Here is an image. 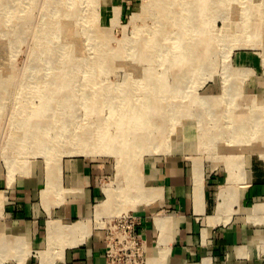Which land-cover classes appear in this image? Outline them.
Returning a JSON list of instances; mask_svg holds the SVG:
<instances>
[{
	"label": "bare ground",
	"instance_id": "bare-ground-1",
	"mask_svg": "<svg viewBox=\"0 0 264 264\" xmlns=\"http://www.w3.org/2000/svg\"><path fill=\"white\" fill-rule=\"evenodd\" d=\"M27 1L36 6L38 0ZM85 2L96 7L98 1L49 0L43 6L39 31H46V43L36 44V60L23 76L30 82L26 95L40 102L34 106L31 103L32 107L25 104L17 116V129L26 141L39 149L49 148L52 153L60 152L58 145L69 141V148L64 144L67 151H78L87 157L117 155L124 160L139 155L145 147H154L156 151L164 146L165 140L171 148L179 146L186 137L190 142L196 141L197 147L210 141L215 154L224 155L226 163L231 164L228 185L237 180L236 152L242 150L244 156L245 149L256 148L264 155V146L254 140L253 134L258 129L264 104L256 101L253 115L240 119L230 118L233 111L228 105L222 106L223 101L228 102V98L237 94V85L232 87L236 81L224 80V92L217 98L190 95L193 80L217 64L218 49L224 39L207 35L210 20L207 14L227 11L229 6L233 10L236 4L242 7L245 5L242 0H154L152 6L167 10L171 31L156 32L146 24L134 34L135 38L114 50L106 45L109 36L101 31L95 10L89 16L83 8ZM20 6L21 0H4L0 21V67L4 70L25 34L26 18L18 17L23 5ZM172 7L177 13L168 12ZM71 8L72 11L67 10ZM151 12L160 18L153 7ZM175 67L179 68L174 70ZM159 68L164 72L162 76ZM116 71L135 77L127 81L130 91L121 93L122 96L115 94L111 85L98 81ZM9 72L0 73L3 98L9 95ZM93 87H101L102 93L97 94ZM189 96H193L190 103L183 102ZM102 109L107 110L106 117L102 116ZM204 115L216 118L217 123L222 120L214 136L202 131L201 118L197 117ZM123 181L129 191L134 190L136 196L148 202L146 192L150 191L140 186L141 178L125 176ZM110 189L105 188L107 195L112 194ZM233 190L224 189L223 195ZM103 211L101 208L100 213ZM49 229L47 238L51 243L61 228L52 225Z\"/></svg>",
	"mask_w": 264,
	"mask_h": 264
},
{
	"label": "crops",
	"instance_id": "crops-1",
	"mask_svg": "<svg viewBox=\"0 0 264 264\" xmlns=\"http://www.w3.org/2000/svg\"><path fill=\"white\" fill-rule=\"evenodd\" d=\"M254 158L234 172L237 183L225 195L230 173L210 162L171 156L146 169L139 183L148 202L134 212L143 220L147 264H264V162ZM112 173L104 159L77 158L5 192L0 264H109L105 232L90 221L113 206L104 186ZM52 225L61 231L50 243ZM39 249L35 261L30 252Z\"/></svg>",
	"mask_w": 264,
	"mask_h": 264
},
{
	"label": "rangeland",
	"instance_id": "rangeland-1",
	"mask_svg": "<svg viewBox=\"0 0 264 264\" xmlns=\"http://www.w3.org/2000/svg\"><path fill=\"white\" fill-rule=\"evenodd\" d=\"M48 1L38 0L36 6H32V2L30 4L27 0H24L23 3V0H21V6L23 5V7L18 11V17L26 18L25 34L17 44L12 61L5 66L8 67L5 70L10 71L7 73L10 74V80L7 83L9 95L4 98L0 97V219L3 208L8 201L5 192L16 188L24 178L38 177L43 180L46 174L48 176L54 174L66 161L72 159H104L114 168V174L112 173L113 175L109 179H106L104 186L111 188L115 203L108 212L102 215H95L90 221L91 225H96L97 227L104 226L101 218L110 220V218L119 216L123 212L137 211L139 209L137 207L143 199L136 196L134 190L129 191L123 179L125 176H131L135 180L139 179L140 176L144 177V171L146 169L155 170L158 161L162 158L181 156L190 161L210 162L218 170L228 169L231 172L229 169L231 168V164L226 163L224 155L215 154L212 142L204 141L201 142L203 146L197 147V142L188 141L186 136V140L180 145L178 144L179 146L171 148V144L165 140L164 146L157 148L156 151H153L154 147H145L139 155L127 160L117 155L87 157L86 154L78 151H67L70 147L68 140V142H62L58 145V148L61 150L58 153H52L53 151L49 150V148L39 149L38 146H33V144L26 141L25 137L17 129V116L22 110L21 107L25 104L28 103L32 107L31 103L33 106L38 105L40 100L26 95V91H28L27 85L30 82L23 76L29 73V68L32 67L36 60V44L39 41L46 43V31L40 32L39 27L44 18L43 6ZM97 1L96 7H92L90 5L91 2H85L83 8L88 11H86L87 14L95 10L94 15L100 20V26L99 24L98 26L102 32L109 36V41L106 45L108 44L107 47L110 50L119 49L130 39L135 38L138 31L144 29L146 24L154 27L153 30L156 32L161 30L171 31V23L167 21V10L152 6L154 0ZM242 2L245 4L242 7L236 4V8L233 10L229 6L230 8L227 11H213L211 12L212 15L210 13L207 14V18L210 19L208 21L209 30L207 31V35L224 39L218 49L220 54L217 58V64L212 66L209 72L194 79L193 82L195 84L192 83L190 86V95H199L207 99H213L223 94L224 80L230 78L231 81H236L232 87L237 85V94H235L233 99L228 98V102H222L223 107H227L228 105L230 110L233 111L230 118L236 119H240L242 116L253 115L256 101L264 104V0H242ZM3 6L4 0H0V21L3 17ZM152 7L160 18L151 12ZM67 10L72 11L73 9ZM168 12L170 14L177 13L174 7ZM240 24H245L247 27L239 28L238 25ZM262 34L263 37L261 36ZM2 68L4 67H0V73L5 71ZM178 68L175 67L173 69ZM158 73H161V76L164 74L162 68H159ZM123 74V71H116L104 79H98V81L102 83L106 82L104 85H111L113 92L118 96H122L123 93L130 91L127 81L135 78L132 74ZM93 91L101 94L102 88L95 87ZM193 96H189L190 99L183 102L190 103ZM171 101L177 102L175 100ZM260 111L263 114L256 125L258 129L253 134L256 136L254 140L260 142L261 146H264V109H260ZM106 112L107 110H103V117L107 116ZM197 118H201L203 133L213 136L219 131V127L222 124V120L217 123L216 118L207 115ZM17 138L20 139V142L17 141ZM208 142L209 145H206ZM244 151V156L242 150L234 154L235 174L241 171L242 168L243 171L246 170V161L252 155L255 156L254 159L264 162V155L260 149L247 148ZM236 183V180L230 185L227 183L223 190L235 188ZM105 199L106 197L103 198L101 203ZM101 203L97 208L100 207ZM39 251L40 249L36 253L30 252L31 255H35V261L41 260L38 256Z\"/></svg>",
	"mask_w": 264,
	"mask_h": 264
},
{
	"label": "built area",
	"instance_id": "built-area-1",
	"mask_svg": "<svg viewBox=\"0 0 264 264\" xmlns=\"http://www.w3.org/2000/svg\"><path fill=\"white\" fill-rule=\"evenodd\" d=\"M105 232L106 256L109 264H147V243L140 231L143 220L134 211L101 218Z\"/></svg>",
	"mask_w": 264,
	"mask_h": 264
}]
</instances>
